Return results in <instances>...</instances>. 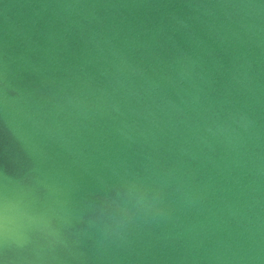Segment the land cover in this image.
I'll return each instance as SVG.
<instances>
[{"label":"water","instance_id":"1","mask_svg":"<svg viewBox=\"0 0 264 264\" xmlns=\"http://www.w3.org/2000/svg\"><path fill=\"white\" fill-rule=\"evenodd\" d=\"M0 264H264V0H0Z\"/></svg>","mask_w":264,"mask_h":264},{"label":"clouds","instance_id":"2","mask_svg":"<svg viewBox=\"0 0 264 264\" xmlns=\"http://www.w3.org/2000/svg\"><path fill=\"white\" fill-rule=\"evenodd\" d=\"M7 237H6V235H5V239H6Z\"/></svg>","mask_w":264,"mask_h":264}]
</instances>
